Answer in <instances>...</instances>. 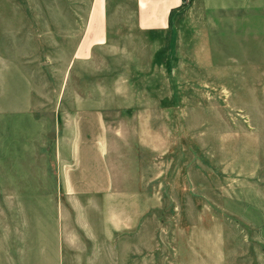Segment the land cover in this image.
<instances>
[{
    "label": "rangeland",
    "instance_id": "374dc122",
    "mask_svg": "<svg viewBox=\"0 0 264 264\" xmlns=\"http://www.w3.org/2000/svg\"><path fill=\"white\" fill-rule=\"evenodd\" d=\"M88 1L0 0V223L59 194L68 119L98 102L117 184L144 195L146 264H264V0H183L146 33L111 0L78 61Z\"/></svg>",
    "mask_w": 264,
    "mask_h": 264
},
{
    "label": "crops",
    "instance_id": "0c3cea01",
    "mask_svg": "<svg viewBox=\"0 0 264 264\" xmlns=\"http://www.w3.org/2000/svg\"><path fill=\"white\" fill-rule=\"evenodd\" d=\"M221 1L212 6L209 0L203 3L220 9L225 7ZM133 3L136 28L146 33L165 30L184 1ZM87 4L72 58L78 61L88 60L106 44L108 28L115 24L112 12L116 8L111 0H89ZM75 109L64 136L66 156L61 162L59 194L42 208L35 207L34 216L31 208L19 213L12 230L0 223V264L147 263L144 195L117 184L109 160L112 142L104 108L98 102L79 100Z\"/></svg>",
    "mask_w": 264,
    "mask_h": 264
}]
</instances>
